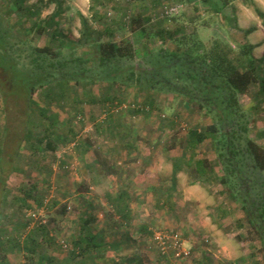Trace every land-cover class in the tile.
Returning a JSON list of instances; mask_svg holds the SVG:
<instances>
[{
	"label": "rangeland",
	"instance_id": "rangeland-1",
	"mask_svg": "<svg viewBox=\"0 0 264 264\" xmlns=\"http://www.w3.org/2000/svg\"><path fill=\"white\" fill-rule=\"evenodd\" d=\"M62 1L63 12L56 26L65 35L61 39L82 37L83 15L97 31L113 26L116 41H131L138 56L160 48L175 49L174 40H162L156 31L161 27L173 30L178 23H183L187 32L196 31L205 42L218 36L232 50L230 57L237 56L249 33L236 26L240 10L237 6L233 12L230 5L216 12L220 0L210 4L204 0H170L180 5L179 12L172 15L165 14L163 0ZM240 2L264 24V17L256 11L257 5L264 13V0H237L235 5ZM11 8L13 0H0V11L11 28L8 37L30 38L38 46L51 44L48 34H19L38 17ZM54 9L55 4L43 8L39 17H46ZM95 15L98 16L94 18ZM135 15L144 19L133 25L138 30L131 27ZM207 20L210 22L205 27ZM91 45L81 48L90 53ZM24 46V42L20 44ZM134 63L144 64L140 60ZM100 87L103 85L95 86L96 92ZM258 89L254 83L242 94L241 105L251 115L250 135L264 145V135H260L264 134V103L260 104ZM37 98L41 104L46 100ZM24 100L23 95L9 96L0 91V147L9 161L5 162L4 180H0V225L17 229L32 217L28 232L38 223L47 222L53 239L42 243L39 250L61 260L71 251L72 239L77 236L78 214L89 211L95 216V229L104 234L107 243L103 255L96 257L98 264H264L261 239L248 224L240 225L243 209L224 185L216 180L195 182L184 164L176 187L171 188L175 158H207L213 164L217 161L211 139L195 151L186 148L189 129L209 125L212 119L185 106L180 96L171 91L149 93L135 85H124L114 103H87L79 112L70 97L54 101L51 109L60 115L58 131L70 134L73 129L77 133L56 152L33 147L43 127L34 128L33 140H24L27 122L32 118ZM35 115L33 118L38 120ZM110 115L115 122L107 121ZM127 140L133 147L125 146ZM98 155L108 159L117 172L105 174L96 165ZM12 160L15 170L11 172ZM27 191L31 197L22 203L20 199ZM121 199L126 206H122ZM37 200H42L41 205ZM54 201L57 205L52 204ZM177 235L181 239L178 250L170 242L164 244ZM36 237L40 239L38 234ZM182 249L189 254L183 256ZM25 254L9 252L11 264H26ZM81 259L82 256L76 258L79 263Z\"/></svg>",
	"mask_w": 264,
	"mask_h": 264
},
{
	"label": "trees",
	"instance_id": "trees-1",
	"mask_svg": "<svg viewBox=\"0 0 264 264\" xmlns=\"http://www.w3.org/2000/svg\"><path fill=\"white\" fill-rule=\"evenodd\" d=\"M204 1L212 3V0ZM220 1L221 6L215 9L216 12L229 5L233 12V0ZM52 4H55L54 11L40 18L43 8ZM62 5V0H36L34 3L13 0L11 10L38 17L29 28L23 27L18 33L48 34L51 44L45 46H38L30 38L23 40L19 35L14 39L8 37L11 28L6 15L0 11V91L9 96L23 95L27 112L32 113L24 140H33L34 128L43 127L42 134H36L38 137L33 147L39 146L44 152H56L59 146L69 142L71 137H76L77 133L73 129L69 130L70 134L58 131L60 115L51 109L54 101L60 102L70 97L76 105V111H83L87 103H114L119 96V89L124 85H135L139 90L149 93L171 91L182 98L185 106L193 107L212 119L209 125L189 129L186 148L195 151L207 139H211L217 160L213 164L207 158L195 161L175 158L171 188L176 187L178 173L183 170L184 164L189 167L188 172L195 182L216 180L224 185L234 200L241 204L245 220L243 218L240 225L248 224L252 228L261 239L264 250V145L250 135L251 115L241 105V95L247 93L254 83L259 85L260 104L264 103V62L253 55L252 44L243 43L237 56L230 57L232 50L218 36L205 42L196 31L187 32L186 26L178 23L173 30L161 27L156 31L158 38L174 40L175 49L160 48L138 56L131 41H116L111 30L113 26L107 25L106 31H97L83 15L82 37L72 41L61 39L65 35L56 26L63 12ZM256 11L260 17H264L257 5ZM141 19L135 15L131 19V27L140 23ZM209 22L205 21L203 26L206 27ZM133 30L138 29L133 27ZM23 42L26 46L21 48ZM72 43L75 45L73 48ZM90 44V53L82 50V45ZM135 60L144 64H135ZM99 84L103 87L96 92L95 86ZM38 96L46 97V100H42L43 104ZM149 100L152 103V98ZM33 115H38V120ZM110 116L107 121L115 122L113 115ZM125 146L133 147L132 141L127 140ZM86 147L89 148L90 144H86ZM0 148V180L3 181L7 169L5 162L9 161ZM96 160V165L105 174L117 172L108 159L98 155ZM10 164L12 172L15 170L14 160ZM217 169L221 173H217ZM24 196L20 199L22 203L31 197V192L27 191ZM121 200L122 206H126ZM37 201L41 205L42 200ZM52 204L57 205V201ZM66 210L64 207L62 212ZM30 218H24L25 221L17 229L0 225V264H11L8 253L15 251L26 253V264H98L96 257L106 251L104 234L95 229L92 212L78 214L77 236L72 239L71 251L61 260L39 250L42 243H50L53 238L47 222H40L35 229L26 232L32 220ZM24 232L26 236L22 237ZM37 234L40 239L36 237ZM79 256L83 257L80 263L76 260Z\"/></svg>",
	"mask_w": 264,
	"mask_h": 264
},
{
	"label": "crops",
	"instance_id": "crops-1",
	"mask_svg": "<svg viewBox=\"0 0 264 264\" xmlns=\"http://www.w3.org/2000/svg\"><path fill=\"white\" fill-rule=\"evenodd\" d=\"M237 0H233L232 4L237 6L238 9V22H236V26L240 27L244 31L250 30L247 34V42L252 44V53L253 55L264 62V24L261 20H259L256 16H254L249 8L242 2L235 5ZM240 11V12H239ZM233 16V14L231 15ZM234 13V17H235Z\"/></svg>",
	"mask_w": 264,
	"mask_h": 264
},
{
	"label": "built area",
	"instance_id": "built-area-1",
	"mask_svg": "<svg viewBox=\"0 0 264 264\" xmlns=\"http://www.w3.org/2000/svg\"><path fill=\"white\" fill-rule=\"evenodd\" d=\"M164 2V12L165 14L167 15H172V14H176L179 12L180 10V5L177 4V3H174V2H170V0H163ZM32 216L35 217V214H32ZM180 237L179 235L175 236L172 241H169V239H167V241L164 242V244H167L170 242L171 246L175 249L178 250V248L181 246V243H180ZM181 254L183 256H187L189 254V252H187L186 250L182 249V252Z\"/></svg>",
	"mask_w": 264,
	"mask_h": 264
}]
</instances>
